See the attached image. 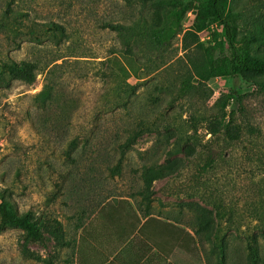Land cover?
I'll use <instances>...</instances> for the list:
<instances>
[{
    "label": "rangeland",
    "instance_id": "obj_1",
    "mask_svg": "<svg viewBox=\"0 0 264 264\" xmlns=\"http://www.w3.org/2000/svg\"><path fill=\"white\" fill-rule=\"evenodd\" d=\"M153 1L0 0V20L9 6L17 12V21L9 23L16 29L0 30V61L36 66L32 83H0V200L5 196L19 213L29 212L46 237L36 243L19 228L0 231V264H98L134 225L122 205L102 215L100 208L125 199L171 224L150 226L163 253L170 254L153 249L156 264H250L253 236L258 264H264V89L247 75L219 76L193 92L182 90L188 71L183 36L195 28L199 4L179 0L192 4L191 10L156 57L141 27L162 25L170 8ZM230 10L238 16L239 39L257 38L249 54L264 59V0H231ZM52 22L65 35L44 34L43 25ZM197 35L204 46L223 42L216 24ZM217 46L216 57L228 55L225 43ZM111 69L118 81L136 86V93L128 109L93 114L89 110L107 83L102 73ZM48 82L59 85L64 101L58 105L56 96H40ZM231 93L243 97L242 106L226 108L244 111L228 125L240 126L239 139L225 149L226 161L202 173L210 132L224 137L216 120L218 100ZM73 140L76 147H70ZM169 164L180 168L148 191L144 167ZM210 212L212 241L204 247L175 232L181 227L194 236L197 215ZM222 245L225 262L218 257ZM129 249L127 257L144 256L138 244Z\"/></svg>",
    "mask_w": 264,
    "mask_h": 264
},
{
    "label": "trees",
    "instance_id": "obj_2",
    "mask_svg": "<svg viewBox=\"0 0 264 264\" xmlns=\"http://www.w3.org/2000/svg\"><path fill=\"white\" fill-rule=\"evenodd\" d=\"M148 2L150 0H142ZM198 1V15L193 30H188L183 36L184 50L186 51V64L188 66L187 73L182 78L181 89L187 92H193L197 86H203L209 82L212 78L219 76H228L233 79H238L243 76H251L255 85L261 89H264V59L253 57L249 54L251 46L257 41L256 37L245 35L243 38L238 37V26L236 24L237 14L230 10L231 0H196ZM153 4L157 6H167L169 13L166 21L162 25L145 23L142 29V35L148 37L151 47L154 50V56L161 57L167 46L170 44L172 38L181 29L180 21L186 12L191 10L192 4L184 5L179 0H154ZM4 18L0 20V30L16 29L15 24L9 26V23L16 22L17 12H15L10 6L4 12ZM216 24L222 28L223 42L217 41L214 46H204L197 35L198 32L203 31L208 26ZM44 34L49 37H58L59 35H65L64 28L57 23H50L49 25H43ZM107 27L113 30H124L125 26L111 25ZM175 27V28H174ZM228 47V55L223 57H216L217 45L221 47L223 44ZM36 66L31 62H15L12 60L0 61V83L9 82V80H21L27 83H32L36 79ZM126 77L129 78L131 73L127 70ZM106 76V85L102 88V93L98 95L93 107L89 110L93 114L105 115L116 113L120 110L129 108V103L132 97L136 93V86L129 82L124 84L118 81L117 74L113 69L111 72L102 73ZM197 80V85L195 84ZM53 82V81H51ZM58 83L48 82L40 94L41 97L49 98L51 101L63 102L64 99L58 96ZM55 97V100L53 97ZM59 97V98H58ZM242 95L234 93L229 94L227 97H221L218 100L220 104L219 115L216 120H220V124L224 127V137L219 136L214 132L213 139L205 146L204 157L205 163L201 166V172H208L219 167V164L227 160L226 150L230 147L233 141L239 139L237 135L241 132L240 126L232 125L228 126L237 114L244 111L235 109L232 107L230 111H226L228 105H234L237 103L242 106ZM44 100V99H43ZM193 125L196 124V119L193 118ZM94 124V120L91 121ZM228 123L225 125V123ZM224 123V124H223ZM236 127V129H235ZM221 133V131H220ZM237 137V138H236ZM78 140H73L70 147H76ZM217 145L220 147L218 148ZM180 167L173 168L170 164L167 166L155 168L153 166H145L142 177L146 184V189H150L153 182L157 179H163L173 171L179 170ZM201 173V174H202ZM142 195V193L140 194ZM206 204L212 205L217 208L216 203L212 200L204 199ZM212 199V197H211ZM123 206L134 218L135 222L131 231L123 238L121 247H131L138 244L140 249L143 248L144 257L151 258L153 249L160 252L163 257H169V253L164 254L160 247L159 234L155 236L150 231L151 225L158 227H171V224L164 223L159 218H154L151 211L148 209H137L128 199L125 200H112L104 203L99 211V215L104 214L108 210L115 211L117 207ZM203 215V216H202ZM198 228H195L194 236L181 227H174L175 232L180 233L184 239H189L192 243L199 244L204 247L206 241H212L209 231L213 225V220L210 215L206 213L197 215ZM8 228H19L23 230L26 237L31 242L44 243L46 241L45 235L42 233L40 227L33 221L29 212L19 213L15 205L8 200L5 196H1L0 200V231ZM194 237H197V241ZM215 239L217 237L215 236ZM249 257L250 264H258L259 251L257 247V237H251L249 244ZM222 245L218 251V257L225 262L226 251Z\"/></svg>",
    "mask_w": 264,
    "mask_h": 264
},
{
    "label": "crops",
    "instance_id": "obj_3",
    "mask_svg": "<svg viewBox=\"0 0 264 264\" xmlns=\"http://www.w3.org/2000/svg\"><path fill=\"white\" fill-rule=\"evenodd\" d=\"M129 214V212H128ZM130 215V214H129ZM131 216V215H130ZM132 217V216H131ZM133 218V217H132ZM134 220V218H133ZM135 220L133 221L134 224ZM121 240L120 242H116L115 243V247L112 250L111 254L108 255V257L105 260H100L98 262V264H156V262L158 261L157 259L153 258V262H152V258L148 259V257H127V254L131 251L129 248L127 247L125 249V247L128 245V243L124 246L121 247ZM141 251H143V248L141 249Z\"/></svg>",
    "mask_w": 264,
    "mask_h": 264
}]
</instances>
